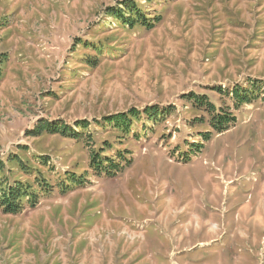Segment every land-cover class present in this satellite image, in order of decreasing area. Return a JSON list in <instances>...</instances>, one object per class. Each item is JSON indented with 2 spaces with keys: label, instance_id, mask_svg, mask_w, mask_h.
<instances>
[{
  "label": "rangeland",
  "instance_id": "374dc122",
  "mask_svg": "<svg viewBox=\"0 0 264 264\" xmlns=\"http://www.w3.org/2000/svg\"><path fill=\"white\" fill-rule=\"evenodd\" d=\"M125 1L160 20L122 25ZM99 149L130 163L96 173ZM17 183L37 202L0 208V264H264V0H0V195Z\"/></svg>",
  "mask_w": 264,
  "mask_h": 264
},
{
  "label": "trees",
  "instance_id": "16d2710c",
  "mask_svg": "<svg viewBox=\"0 0 264 264\" xmlns=\"http://www.w3.org/2000/svg\"><path fill=\"white\" fill-rule=\"evenodd\" d=\"M123 9L113 8L108 9L109 13L112 14L116 19L122 22V25H127L133 27L135 24H138L147 29L152 28L156 22L160 20V17H147L144 13L135 5L133 1H125L121 4ZM121 7V8H122ZM218 92H224L223 89L219 88ZM240 96V95H235ZM184 98L192 99L195 102L196 107L204 106L207 112H214V106L211 103H208L205 100L204 95H200L199 97L188 94L184 95ZM244 97H242V100ZM239 102V101H238ZM237 102V103H238ZM171 107H166L164 109H159L158 106H148L145 107L142 112H140L136 108H131L126 112H119L115 114H109L103 116L101 122L108 126L111 130L119 131L125 134H128L131 126L132 120L135 117L138 121L141 120V114H144L148 119L160 118L164 113H167ZM229 116L224 115L222 112H218L216 114H212L211 117V125L217 131V133H221L222 131H226L227 123L229 122ZM75 126L80 127L81 129H86L88 127L87 121H77L75 122ZM34 133L38 134L41 132H47L51 134H59L63 137H69L75 140H79L82 133L77 131L75 128H71L70 126L65 125L61 121L56 122H48L45 120H40L37 123V126L33 130ZM105 149V148H104ZM104 149H99V151L93 150L90 151V164L89 166L96 172H103L107 175L109 174H117L120 169V164L124 160L125 162L130 163L129 160L125 159L124 154L122 152H116L114 158H119V162L116 163L113 158L102 156L101 153ZM41 190L48 191L50 190L49 186H45V183H38ZM27 198V202L31 207H34L37 200V194L33 191H30L29 187H24L21 183H17L14 187H9L6 191H4L0 195V208L2 212L7 214H18L23 210V197Z\"/></svg>",
  "mask_w": 264,
  "mask_h": 264
}]
</instances>
